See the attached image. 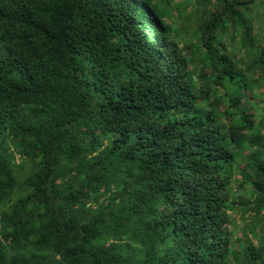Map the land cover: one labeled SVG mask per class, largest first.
Listing matches in <instances>:
<instances>
[{"label":"trees","instance_id":"trees-1","mask_svg":"<svg viewBox=\"0 0 264 264\" xmlns=\"http://www.w3.org/2000/svg\"><path fill=\"white\" fill-rule=\"evenodd\" d=\"M0 264H264V0H0Z\"/></svg>","mask_w":264,"mask_h":264}]
</instances>
